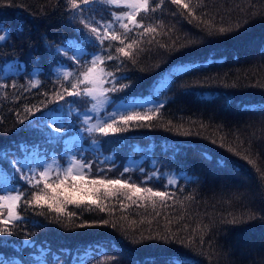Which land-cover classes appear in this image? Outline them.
I'll return each instance as SVG.
<instances>
[{
    "label": "trees",
    "instance_id": "1",
    "mask_svg": "<svg viewBox=\"0 0 264 264\" xmlns=\"http://www.w3.org/2000/svg\"><path fill=\"white\" fill-rule=\"evenodd\" d=\"M196 3L192 0L193 6ZM121 9L97 0L85 6L82 14L70 12L66 0H12L10 6L0 5V23L6 30H0V35L7 37L0 41V85H5L0 87V152L9 160H32L50 153L62 160L66 140L64 136L49 140L44 121L52 120L58 127L62 122V129L69 133L63 116L70 110L74 132L83 133L81 150L91 164V173L166 192L168 198L134 197L133 203L119 195L101 201L104 212L73 205L66 209L76 212V223L102 217L113 220L116 228L73 227L63 213L58 219L57 213L46 207H28L22 202L18 211L23 219L16 222L10 235L0 234V264H171L173 256L183 257V264H264V201L259 195V174L228 151L231 146L250 154L264 172V0H203V6L194 9L201 19L214 18L217 26L234 28L239 23L243 35L238 39L230 38L236 32L208 37L187 10L166 0L155 13L138 16L143 17L145 27H157L158 34L141 35L143 28H138L128 33L124 44L105 41V49L109 43L113 45L109 49L113 55L115 48L138 42L135 63L121 57L100 65L117 77H128L119 83L129 87L110 96L119 98L120 103L153 96L154 105L139 106L149 115L163 107L151 126L149 122L142 126L133 123L126 132L101 136L85 130L84 117L91 110L88 97L57 99L63 89L75 90L58 70L74 73L71 83H77L91 57L84 56L77 65L56 50L66 49V41L79 35L81 18L104 24ZM253 12L257 14L253 16ZM112 30L123 38L119 22H113ZM192 39L201 42L179 52L161 47ZM81 46L88 53H100L98 47ZM210 55L213 62L171 75L160 93L152 92L167 70ZM105 79V87H111V78ZM35 81L40 83L33 87ZM26 109H31V114ZM111 109L105 107V113ZM139 157L138 165L128 166L130 158ZM222 158L228 162L226 168L218 164ZM125 168L129 171L124 172ZM0 169L11 185L28 193L25 200L36 191L19 179L11 166L5 163ZM35 172L39 173L38 166ZM153 173L156 175L148 180ZM169 178L176 183L169 184ZM229 213L236 217L256 213L257 218L235 225L220 223L232 218ZM198 224L201 228L209 225L202 245L199 230L193 232ZM141 236L170 239L141 240ZM189 238L195 241L190 248Z\"/></svg>",
    "mask_w": 264,
    "mask_h": 264
},
{
    "label": "snow or ice",
    "instance_id": "2",
    "mask_svg": "<svg viewBox=\"0 0 264 264\" xmlns=\"http://www.w3.org/2000/svg\"><path fill=\"white\" fill-rule=\"evenodd\" d=\"M66 2L70 12L82 14L83 8L91 5L93 0H66ZM103 2L111 6L123 7L127 9V11H123L120 15L113 13V20L104 24L98 21H91L88 18H81L79 20V23L82 25V28L79 30V35H77L73 41H66V49L61 47L57 48L56 51L58 54H62L63 57H66L67 60L73 61L77 65L81 63L84 56L87 55L91 58L84 65L85 70L80 73L83 79L77 78V83H71V78L75 75L74 73H63L64 80L69 81L71 88L75 89V91L63 89L62 92L57 93V99L62 100L65 95L88 97L93 101L92 111H97L98 107L103 108L111 106L113 108L111 113H106L105 118L98 119L95 124H91L85 129L89 133L96 132L101 136H110L128 131L133 123L137 126H142L144 122H149V126H151L150 122L154 118L159 119L158 114L163 105L157 107L155 113L149 115L148 113L132 111L128 107H122L121 105L123 103L119 102V98L113 99L112 96H110V93L122 92L125 88L129 87L127 84L119 83L120 79H127L128 77H117L115 73L107 72L105 68L100 65H104L110 60H120L121 57L127 58L128 60H131L132 63H135V47L138 46V42L133 40L132 42L127 43L124 47L115 48L116 55H113L111 51H109L113 45L109 43L108 48L105 49V41H120L121 44H124V41L128 39V33L138 28H143V33H141V35L158 34L157 27L152 25L145 27L143 17L138 19V16H140L141 13H143V16H147L149 13H155L162 8L166 0H158V2L157 0H103ZM170 2L182 6L183 9L187 10L188 16L199 21L197 27H201L202 31H204L208 37L225 35L230 32L237 33L236 36L230 37L231 39H238L243 35V33L238 31L241 28L239 23H237L234 28L222 25L217 26L214 22V18L201 19V17L196 16L194 9L202 7L203 0H197V3L194 6L192 5V0H170ZM11 3L12 0H0V5L7 4L10 6ZM180 14L184 15L183 12ZM256 14V12L252 13L253 16ZM113 22H119L120 28L123 29V38L112 30ZM188 23H192V19H189ZM0 30H5L3 29L2 23H0ZM6 38L5 35H0V41L6 40ZM200 42L201 41L192 39L188 40L185 44L178 45L176 41H173L171 45L162 44L161 47L166 48L170 52H179L181 48H186ZM81 44L98 47L100 48V53H88ZM69 52H72L71 56H69ZM213 60L214 57L210 55L208 63L213 62ZM105 77L111 78V87H105V84L108 83ZM39 83V81H35L32 83V86L35 87ZM0 87H5V85H0ZM261 87H264V85H261ZM37 111H39V109H37ZM26 112L31 114V109H26ZM22 122L23 121H21V123ZM84 123H89V117H85ZM62 127V125L57 127L55 124L50 127L49 140L61 139V137H58L55 134L60 133ZM213 143H216V141L214 140ZM221 146H224L223 143H221ZM228 151L234 153L236 156H240L244 161L255 168V171L259 174V195L261 200L264 201V172L261 171L256 160L252 159L250 154L244 155L231 146H228ZM5 163L11 166L12 171L17 174L19 179H23L28 185L35 188L36 191L31 192L30 198L25 200L24 197L28 195V193L18 189L15 184L0 189V191L6 193L0 194V234L10 235L16 222L23 219V216L18 211L22 202L28 207H46L50 211L57 213L58 219L60 214L63 213L68 217L69 224L73 227L85 228L111 226L112 228H116L117 225L113 220L103 219L102 217L92 219L91 221L83 220L81 223H76V219H79L76 212H67L66 209L69 205H73L76 206L77 209L98 208L99 211L104 212L106 209L102 206L101 201L110 197H118L119 195L126 196V198L133 203L136 202L133 200V197H136L139 200H152L153 197H159L161 201L168 198V193L166 192L153 191L152 188H141L137 184L129 183L127 180L121 178L108 179L102 174H93L91 173V164L85 163L82 159H76L75 155L70 158L66 167L57 165L54 168L51 165H41L43 171H40L38 174L30 167L26 157L24 159L9 160L6 153L0 152V165ZM227 163V160L224 158L218 162L219 166L223 168L227 167ZM26 169L31 172L32 175L24 174ZM128 171V168L124 169V172ZM155 175L156 174L153 173L148 176L147 179L151 180ZM2 178L3 172L0 171V179ZM168 183L175 184L176 180L169 178ZM153 206H155V201H153ZM5 209L7 210L6 216L4 215ZM261 212H264V209H261ZM229 216L232 218L222 219L220 223L235 225L242 223L245 220H254L257 218L256 213L242 214L241 217H236L232 213H229ZM185 228H187V226H185ZM197 230H199V241L202 245L205 242L204 236L209 230V225H203L201 228L198 224L193 232L196 233ZM156 238L165 240L170 239L168 236H141L140 239ZM180 243L184 244V241L181 240ZM194 243L195 241L192 238H189L187 246L190 248ZM94 251L99 253V249H94ZM170 262L171 264H183V257H170Z\"/></svg>",
    "mask_w": 264,
    "mask_h": 264
},
{
    "label": "rangeland",
    "instance_id": "3",
    "mask_svg": "<svg viewBox=\"0 0 264 264\" xmlns=\"http://www.w3.org/2000/svg\"><path fill=\"white\" fill-rule=\"evenodd\" d=\"M123 11H127V9H125V8L122 7V9H121V11L119 12L118 15H120ZM125 22H127V21H125ZM86 60H88V57L86 58ZM206 63H208V58L202 59V60H200L198 62H195V63H190V64H187V65H182V66H179V67H176V68L167 70L163 74V76H161V78L158 80L159 82L158 83H155L153 85L152 92H154L155 94L160 93L161 89L165 85H167V83L169 81V77L171 75H174V74H177V73L183 72V71L192 70V69L197 68V67H199V66H201L203 64H206ZM88 66H91V65H88ZM66 71H67V69L60 68L58 70L57 74L59 76H61ZM72 97L80 98V99L83 98L82 96L81 97L72 96ZM86 100L88 101V98ZM89 100L91 101V99H89ZM92 103H93V101H91V109H92ZM155 103H156V101H155L154 97L148 95L146 97L145 96L144 97L141 96V97L135 98L134 100H130V101H127V102H123V104L121 106L122 107H128L130 110L135 111V112L148 113V114H150V112H148V111H143V110L140 111L139 110V108H140L139 106H147V107H150V106L154 105ZM105 111H107V110H105V107H103V108H99L98 107L97 111L90 110L88 112V114L85 115V117L86 116L89 117V123L86 124L87 127H89L91 124H95L98 119L105 118L106 117V113H111L113 111V108L109 112H106L105 113ZM103 113H105V114H103ZM64 118H65V121L64 122L66 124V127L68 129L69 128H73L75 122L72 121V120H70L72 117L67 116V111H66V113L64 115ZM84 120H85V118H84ZM72 131L73 130H71V132ZM62 133L63 134H66V131L65 132L62 131ZM62 133L60 132V135H62ZM82 137H83V133L81 132V130L78 131V132L71 133V135H68L67 137H65V140H66V148L67 149L66 150H63L61 152V154L63 156V159L62 160L60 159V156L58 154H52L51 156H46V155L35 156L32 160H28L27 159L28 160V163L31 164V168L32 169H35L36 168L37 163H39L40 165H44V164L51 165L54 168L57 165H59L61 167H66L68 161L70 160V158L73 155L76 156V159H78V160L82 159V160H84L85 163H88V161H87V159L85 157V154L83 153V150H81V147H82V141H81V139H82ZM140 162H141V158L140 157L137 158V159L130 158L129 159L128 166L129 167H134V166L138 165ZM0 171H1V169H0ZM41 171H43V167L42 166H41ZM49 182H52V181H49ZM10 185L11 184L8 182V178L6 177V175L3 172V178L0 179V189L7 188ZM0 194H6V193L3 192V191H0ZM6 212H7V210L5 209L4 210V215L5 216H6Z\"/></svg>",
    "mask_w": 264,
    "mask_h": 264
}]
</instances>
